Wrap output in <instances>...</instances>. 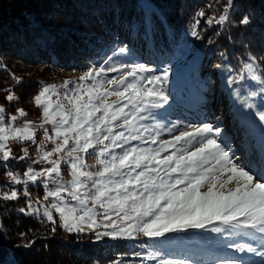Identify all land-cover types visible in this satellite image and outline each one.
Here are the masks:
<instances>
[{
    "label": "snow or ice",
    "instance_id": "1",
    "mask_svg": "<svg viewBox=\"0 0 264 264\" xmlns=\"http://www.w3.org/2000/svg\"><path fill=\"white\" fill-rule=\"evenodd\" d=\"M215 6L219 10L212 15L205 8L196 11L191 37L204 40L202 20L207 28H219L217 37L235 24L236 0H215L206 8ZM145 12L154 14L148 0ZM250 22L248 15L239 19L242 26ZM129 53L121 46L76 79L40 82L31 98L41 110L38 121L27 119L23 107L11 114L0 105V166L9 178L0 201L23 197L25 205L16 211L50 224L53 235L60 228L67 234L91 233L95 241L146 237L151 243L139 247L149 248L147 255L135 253L141 264H195L183 255L168 258L172 253L166 256L165 250L186 243L197 230L215 234L224 250L215 264H264V56L248 51L233 67L221 51L222 63L215 66L230 95L252 112L261 129L259 145L242 143L237 155L217 125L165 123L158 110L169 104L171 69L157 75L145 63L116 60ZM117 72L119 76L109 75ZM9 75L14 85L3 91L12 104L20 100L15 88L26 81ZM162 133L171 139H163ZM25 144L36 145V158ZM26 160L31 163L22 175L7 170L13 161ZM36 164L48 166L37 169ZM30 185L43 186L42 200L32 199ZM27 235L19 233L22 240ZM35 242L29 239L20 246L31 248ZM227 250L243 255H228ZM113 264L125 262L118 258Z\"/></svg>",
    "mask_w": 264,
    "mask_h": 264
},
{
    "label": "trees",
    "instance_id": "2",
    "mask_svg": "<svg viewBox=\"0 0 264 264\" xmlns=\"http://www.w3.org/2000/svg\"><path fill=\"white\" fill-rule=\"evenodd\" d=\"M148 3L154 14L146 15L145 0H0V102L9 113L23 107L27 117L34 119L40 109L31 98L40 82L57 83L65 73H80L90 63L101 62L116 46L125 45L131 52L174 55L185 43L196 11L205 8L212 15L219 10V6L206 8L215 0ZM232 15L235 24L227 26L220 36L214 35L218 27L207 28V39L215 41L207 51L220 62V52L225 51L235 67L248 51L264 56V0H236ZM243 15L250 17L247 26L239 24ZM201 27H205L202 21ZM9 73L26 81L23 87L15 88L20 100L12 104L3 91L14 85ZM23 146L29 148L32 158L37 157L36 145ZM15 152L21 154L20 148L15 147ZM30 163L13 161L7 170L22 175ZM32 166L39 169L47 165ZM5 172L0 166V191L9 190ZM16 187L22 191V186ZM29 191L42 196L44 188L30 185ZM24 205L23 197L0 201V264H110L118 258H137L132 240L95 241L91 233L67 234L60 228L53 235L50 224L16 211ZM20 232L28 235L22 240ZM29 239L36 241L31 248L20 246Z\"/></svg>",
    "mask_w": 264,
    "mask_h": 264
},
{
    "label": "rangeland",
    "instance_id": "3",
    "mask_svg": "<svg viewBox=\"0 0 264 264\" xmlns=\"http://www.w3.org/2000/svg\"><path fill=\"white\" fill-rule=\"evenodd\" d=\"M204 29L205 30L202 33L204 36V40H202L200 45L198 46L197 44L199 43V40L191 37V35L189 34V25L186 34V41L174 55H154L148 51L132 50V52L130 51L128 56L117 57L116 60L145 63L148 66L154 68L155 74L157 75L161 74L165 68L171 69L169 80L166 84V87L168 88L170 94L169 104L166 105L164 109L158 110L159 115L164 119V122L169 121L171 118L170 108L172 111H181L185 114H190L187 109L195 110L194 107H196L197 100H194L193 97L198 92L200 95V98H198V100H204L203 109L205 114L208 116V120H206L205 122H209L213 125L221 127L224 130L225 137L232 142L233 148L235 147L234 150H236V146L234 145L236 141H238L240 145L242 143H246L251 144L254 147L258 146L262 135L261 129L256 123H253L254 118L252 112L247 109H243L240 103L230 95V91L224 84V76L220 72H218L215 67L218 63H222V61L220 62V60L216 56L210 55V53L207 51L210 45L207 44L206 25ZM121 46H116L114 49H117ZM113 50H111L109 54H111ZM84 71L72 74L65 73L59 80H57L56 84H61L65 80L76 79ZM109 75L119 76V73L117 72ZM145 86L151 87V85L147 84ZM108 87L111 88V86ZM217 88L219 89V94L215 92V89ZM60 91H63V89H61ZM53 99H55V97H53ZM109 99L115 100L116 97H110ZM256 102H259V97L256 98ZM0 105L3 104L0 102ZM227 113H229L230 118L233 120L234 129H231V131H227L228 129H230V127L228 129L226 127V121L229 118ZM11 114H16V110ZM40 116L41 110L40 114L34 119H30L28 117L27 119L38 121L40 119ZM185 118L188 120L189 124H191L192 120L194 119L184 116V119ZM49 147H51V145H49ZM236 151L237 155H239L240 152L238 150ZM91 162L92 161L90 160L89 163ZM64 176L66 179L68 178L67 165H64ZM43 196L44 193L42 196L32 195V199L34 201L37 198H40L42 200ZM169 235L176 236L177 234ZM188 235L190 236L188 237L186 243L182 242L178 245L168 246V248L165 250L166 256L167 253H172V255L168 256V258H178L180 255H183L191 257L195 261V264H215V261L223 254L224 250H222L220 246L215 242V234L197 230L195 232L189 233ZM103 239L111 240L109 238ZM132 243V246L137 248V253H141L142 256H146L147 252L150 250L147 247H139L141 243L145 245L151 243V241L146 237L141 236L138 239L132 240ZM227 252L228 255L238 254L232 252L231 250H227ZM124 262L125 264H141V258H133L132 261L124 260ZM110 264H113V262ZM146 264H156V261L148 260L146 261Z\"/></svg>",
    "mask_w": 264,
    "mask_h": 264
},
{
    "label": "bare ground",
    "instance_id": "4",
    "mask_svg": "<svg viewBox=\"0 0 264 264\" xmlns=\"http://www.w3.org/2000/svg\"><path fill=\"white\" fill-rule=\"evenodd\" d=\"M215 92H217L219 94V89H215ZM198 98H200V95L199 93L197 92L196 95H194L193 99L194 100H197V103H196V107L195 110H190V109H187L189 111L190 114H185L184 112H181V111H172L171 108H170V120L169 121H180L182 126L184 125H188V120L185 118L184 119V116H187L188 118H194L191 122L192 125H199L203 122H205L206 120H208V116L205 114L204 112V100H201L200 99L198 100ZM229 118L228 120L226 121V124H227V129L230 127V129H228L227 131H231V129L233 130L234 127H233V120L230 118V115L229 113H227ZM168 121H165V123H167ZM186 122V123H185ZM185 123V124H184ZM162 138L163 139H171V137L169 136L168 133H163L162 134ZM234 145L236 146V150L239 151V148H240V143L238 141H236L234 143ZM235 148V147H234ZM237 255H243V254H237Z\"/></svg>",
    "mask_w": 264,
    "mask_h": 264
}]
</instances>
